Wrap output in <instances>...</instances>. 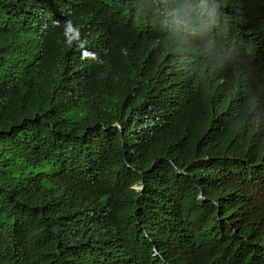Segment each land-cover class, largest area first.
Here are the masks:
<instances>
[{"label": "trees", "instance_id": "obj_1", "mask_svg": "<svg viewBox=\"0 0 264 264\" xmlns=\"http://www.w3.org/2000/svg\"><path fill=\"white\" fill-rule=\"evenodd\" d=\"M25 1L0 0V98L3 101L0 104V129L6 133L10 131L9 136H2L0 146L6 148L7 154L22 152L26 162H31L28 168L22 169L21 161L14 162L15 166L20 165L19 168L5 169L8 161L3 153L4 163L0 164V169L5 172H0L1 198L7 199L18 192L17 184L9 179L7 172L13 178H33L38 174L39 166H56L62 172L60 166H65L68 173L64 172L58 186L70 184L73 187V179L84 169L78 164L79 158L85 156L81 160L87 159V163L92 164L86 171L97 164L111 177L89 176L86 185L79 190V197L74 201V204H81L74 213L79 229H91L94 219L88 212L81 218V211L87 207L88 211L96 213L110 191L116 202L107 203L109 216L124 222L128 216L121 211L123 205L130 202L147 209L159 201L163 219L168 218L163 224V248L159 251L173 263L186 264L187 259L197 261L194 250L197 240L188 236L189 228L196 224L189 217V209L199 202L194 192L196 186L190 178L181 176L182 173L173 177L170 172L174 171L172 164L179 163L180 167L193 170L194 181L195 169L198 168L200 173L202 165L198 150L180 135V127L192 124L198 110L202 117L213 115L215 94L219 97V106L236 114L231 129L221 131V144L233 142L234 130L244 126L264 87V0H215L225 26L221 38H224L226 48L221 56L216 59L203 57L201 61H196L195 56V62H189V68L187 63L178 67L175 60L172 62L175 65L154 68V75L171 73L169 84L173 93H167L166 80L165 102L168 95L176 96V84L180 82L179 88L191 103L171 125L157 123L160 129L170 132L163 134V156L154 150L155 143L144 146L145 142L141 145L140 160L131 168L119 153L112 123L119 111L134 107L139 96L149 90L148 77L152 69L148 57L154 56L152 47H163V41L158 34L149 36L148 32L157 33L156 30L164 28L173 8L167 7L161 13L158 7H151L142 12L140 7L129 9L125 2L130 0H45L39 9L27 8L30 11L27 13L11 10L15 6L12 2ZM29 1L34 5L39 3V0ZM57 13L64 19L69 18L62 27L58 26L60 29L53 27L58 22ZM120 18L124 21L115 26L113 20ZM68 23L74 26L65 30ZM144 35H147L145 39ZM186 81L193 82L195 90L184 86ZM213 90H217L215 94ZM122 115L123 125H126L123 112ZM251 127L243 133L264 137V107L260 120ZM134 139V148L127 149L129 153L147 138L145 133L141 138L135 133ZM175 144L182 145L183 149L175 151ZM50 150L57 155L47 162L45 155ZM154 165L163 166L159 172L163 171V178L154 176L158 187L146 188L145 195L131 194L128 182L144 169L152 171ZM204 170L209 172L207 166ZM122 173L131 177L123 178ZM222 192L216 188L211 196L218 195L220 199ZM86 195L88 199L84 202ZM19 197H13L12 201L18 207L21 204ZM207 211L213 214L209 206ZM22 213L20 223L0 229V264H33L25 258L40 256L44 259L42 253L53 249L56 253L50 257L60 260L61 264L82 263L81 257L87 250L83 244L89 235L74 236L73 224L67 225L60 217H48L39 203ZM137 236L139 231L129 230L121 242H115L111 247L113 252L108 258L85 254L84 264H127L131 258L117 261L116 256H121L119 252L130 256V251L135 249L143 254L146 252L135 239ZM74 238L83 244L62 245ZM203 259L204 264L207 263L209 254Z\"/></svg>", "mask_w": 264, "mask_h": 264}, {"label": "clouds", "instance_id": "obj_2", "mask_svg": "<svg viewBox=\"0 0 264 264\" xmlns=\"http://www.w3.org/2000/svg\"><path fill=\"white\" fill-rule=\"evenodd\" d=\"M44 3L45 0H39V3L35 5L29 0L17 4L12 2L11 5L15 6L11 10L27 13L30 12L26 10L27 8L39 9ZM125 3L131 10L140 7L142 12L148 11L156 4H166L168 8H173L168 17L173 19L172 23H186V32L190 33L189 35L184 33L168 38L166 30L172 26V23L167 21L168 18L165 20V27L156 30L157 33L148 32L149 36L158 34L163 41V47H152L151 50L154 56L148 57V64L152 69L148 77L149 90L139 96L134 107L121 110L125 114L126 125H123L124 116L121 111L112 123L119 153L123 156L128 165L127 167L131 168L135 161L140 160L143 152L141 145L145 142L144 146L155 143L156 148L154 150L157 154L163 156V134L170 132L168 129H160L157 123L161 121L167 126L171 125L175 117L187 109L191 103L179 88L180 82L176 84L178 87L176 96L168 95L165 102L163 88L166 80H168L167 93H173V88L169 84L171 73L169 72L166 76H163V74L157 72L154 75V68L163 67L165 64L175 65L172 64L174 60L177 62L178 67L181 66L180 64L187 63L186 67L189 68V62H195L194 58L197 55L201 58H219L226 48V43L224 38H221L225 26L220 17V12L217 13L219 7L215 0H207L206 2L204 0H130ZM210 8L215 11L211 19L205 15L200 17L194 14L193 16L200 18L196 22L192 17L196 10L204 14L205 11L212 12L213 10ZM138 13L140 14V12ZM57 16H59L56 19L58 22L53 27L59 28V25L62 27L69 19L62 18L59 13L55 17ZM73 26V24L68 23L65 30L71 29ZM146 37L147 35L143 36L144 39ZM188 37L190 38L189 41L184 42ZM200 42L203 44L198 45ZM163 60L167 61L163 62ZM187 89H190V87H187ZM217 97V94H215L214 107L216 110L213 115L202 117L198 110L197 118L192 124L180 127V135L199 152V163L202 165L201 172L199 173L198 168L195 169L194 181L192 178L193 170L180 167L179 163H173L174 171L170 172L173 177H175V174L182 173L181 176L190 178L189 181L196 186L194 192L197 193V199L199 200L196 205L189 209V217L195 220L196 224L188 230L189 238L197 240L194 242L197 261L187 259L186 264H204L203 256L205 254L206 256L209 254V261L205 264H264V137L251 132L243 133L253 127H251V124H256L260 120L261 109L264 107V87L257 96L253 111L244 126L240 130H234L236 133L234 141L226 145L221 144L219 135L222 130L231 129L236 114L225 107L219 106ZM1 103L3 101L0 98ZM136 130L137 132H135ZM135 133L140 138L145 133L147 139L137 143L134 152L129 153L127 149L134 148ZM9 134L10 131L6 133L0 129V140L3 138L2 136L7 137ZM130 143H132L131 147ZM173 146H175V151L183 149L180 144ZM3 153L6 154L5 160L8 161V164L5 163V169L12 168L15 166L14 162L19 163L21 161H23L22 169L29 167L31 160L26 162L22 152L12 151L7 154L3 145L0 146V164L4 163ZM56 155L54 150L47 151L45 159L47 162H51ZM83 158L85 156L79 158L78 164L82 165L84 169L81 175L73 179L75 184L73 187H70V184L65 187L58 186V182H62L64 172L68 173L65 166H60V169L64 172L56 166L44 168L39 166V172L35 177H26L25 179L13 178L7 172L9 179L17 184L18 192L16 194L12 193L7 199H2V196H0V229H7L14 224L17 225L23 219L22 210L39 203L43 208V213L48 217H60L67 225L71 226L73 224L74 236L89 235L85 244L81 243L78 238L62 244L74 245L77 242L87 247L81 257V264H84L85 254L90 257L100 255V257L106 256L108 258L113 252L111 247L115 245V242H121L123 237L129 233V230L139 231V236L135 239L138 240V243L142 245L141 248L145 249L146 252L143 254L140 250L135 249L130 251L131 256L126 252H119L121 256L120 258L116 256L117 261L131 258L127 264H179L178 262L173 263L159 251L160 248H163V224L168 221V218L163 219V209L158 206L159 201H155L147 209L130 202L123 205L121 211L128 216L127 221L124 222L109 216L107 203L116 202L110 191L96 213L88 211L87 207L80 213L81 218L87 212L92 214V218H94L92 228L81 230L77 227V219L74 213L81 204H74V201L79 197V190L86 185L87 178L89 176L93 178L111 177L101 170L97 164L90 171H86L85 169L92 164L87 163V159L81 160ZM16 166L20 167L19 164ZM205 166H207L209 172L204 170ZM161 169H163L162 165H154L152 171L147 168L133 176V179L128 182V187L132 189L131 194L145 195L146 188L151 186L157 188L158 184L154 181V176L157 175L159 178H163V175H161L163 171L159 173ZM1 171L3 170L0 169ZM121 177L129 179L128 177L131 176L122 173ZM116 188L118 189V187ZM216 188L223 191V196L220 199L218 195L211 196ZM17 195L20 196L21 201L19 207L12 203L13 197ZM87 199L88 195H86L84 202ZM146 203H150V201L146 200ZM207 206L212 208V215L207 211ZM16 208L14 214L13 211ZM107 249L110 250L109 253L105 252ZM55 253L56 251L53 249L47 253H42L44 259H40L39 256L36 258L26 257L25 260L30 259L33 264H41V262H44V264H61L60 260L50 257ZM68 264L79 263L70 261Z\"/></svg>", "mask_w": 264, "mask_h": 264}, {"label": "bare ground", "instance_id": "obj_3", "mask_svg": "<svg viewBox=\"0 0 264 264\" xmlns=\"http://www.w3.org/2000/svg\"><path fill=\"white\" fill-rule=\"evenodd\" d=\"M207 0H204V2H206ZM154 7H158V9H160L162 12L161 13H163V12H165L166 11V9H167V5L166 4H160V5H154ZM210 9H212V8H210ZM213 10V9H212ZM218 12H220V10L219 11H217V13ZM194 14H197L198 16H200V17H202L203 15H205L207 18H210L211 19V17L215 14V11L213 10L212 12H206L205 11V13L204 14H202V13H199L197 10L192 14V17L194 18V20H196V22H198L199 20H200V18L198 17V18H196L195 16H193ZM115 16V15H114ZM113 16V18H116V17H114ZM204 19V18H203ZM172 20L173 19H170V18H168L167 19V21H169V22H171L172 23ZM124 21V18H120L119 20H113V23L115 24V26H117V25H120L122 22ZM212 22V21H211ZM186 28H187V24L186 23H179V22H177V23H172V26L168 29V30H166V32H167V34H168V38H172V37H174V36H176V35H178V34H184V33H188V32H186ZM190 33H188V35H189ZM189 37L188 38H186L185 40H184V42H187V41H189ZM203 48H208V47H203ZM197 58H198V60L199 61H201V56H199V55H197ZM187 76V75H186ZM184 86H190V87H192L193 89H194V86H193V82H191V81H186V84L184 85ZM195 90V89H194ZM217 90H213V92H214V94H215V92H216ZM199 95H201V96H206V95H208V94H206V93H199ZM217 100L219 99V97H217L216 98ZM224 99V98H223ZM161 174H163V172L161 173Z\"/></svg>", "mask_w": 264, "mask_h": 264}]
</instances>
